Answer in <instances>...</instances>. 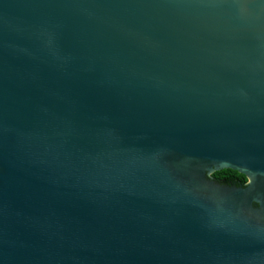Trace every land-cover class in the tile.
Listing matches in <instances>:
<instances>
[{
	"label": "water",
	"instance_id": "95a60500",
	"mask_svg": "<svg viewBox=\"0 0 264 264\" xmlns=\"http://www.w3.org/2000/svg\"><path fill=\"white\" fill-rule=\"evenodd\" d=\"M0 264H264V0H0Z\"/></svg>",
	"mask_w": 264,
	"mask_h": 264
},
{
	"label": "trees",
	"instance_id": "16d2710c",
	"mask_svg": "<svg viewBox=\"0 0 264 264\" xmlns=\"http://www.w3.org/2000/svg\"><path fill=\"white\" fill-rule=\"evenodd\" d=\"M215 181L228 186L244 187L247 183L245 176L231 170H224L213 175Z\"/></svg>",
	"mask_w": 264,
	"mask_h": 264
},
{
	"label": "flooded vegetation",
	"instance_id": "af4514ba",
	"mask_svg": "<svg viewBox=\"0 0 264 264\" xmlns=\"http://www.w3.org/2000/svg\"><path fill=\"white\" fill-rule=\"evenodd\" d=\"M223 185H225V184H223Z\"/></svg>",
	"mask_w": 264,
	"mask_h": 264
}]
</instances>
